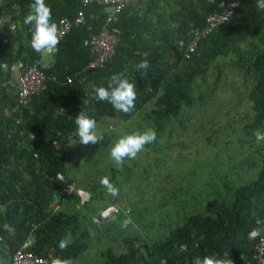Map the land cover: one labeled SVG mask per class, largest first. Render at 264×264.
I'll return each instance as SVG.
<instances>
[{
  "label": "trees",
  "instance_id": "1",
  "mask_svg": "<svg viewBox=\"0 0 264 264\" xmlns=\"http://www.w3.org/2000/svg\"><path fill=\"white\" fill-rule=\"evenodd\" d=\"M219 1L136 0L127 4L112 23L119 30L113 54L101 66L87 68L91 55L83 39L99 30L105 16L103 6L45 0L55 23L62 16L72 17L80 8L85 22L71 26L60 39L50 65L38 64L44 73L43 89L24 105L16 106L14 97L12 111L6 116L3 82L10 78L14 64L23 67L38 61L40 54L31 47L34 26L23 22L34 0H4L0 13H5L3 21L9 26H5L4 38L0 34V264H10L12 252L26 240L30 229L25 249L35 255L74 261L82 252L81 238L59 248L74 216L52 212L51 207L53 190L57 191L56 201L67 196L58 193L70 182L65 179L62 152L69 137L79 138L74 120L81 108L96 122L105 118L125 121L155 99L159 106L148 116L158 128V120L175 117L181 104L191 106L190 85L216 56L236 53L240 42L253 37L260 46L248 60L257 74L248 98L255 112L252 124L264 121V12L257 9L256 0H240L228 20L200 38L188 58L183 57L188 30L201 26ZM143 59L150 64L146 74L136 69ZM119 72L136 88L135 107L128 114L94 98L93 88L107 86L111 75ZM67 76L71 78L68 83L64 82ZM28 132L32 133L29 137ZM205 209L206 215H187L166 236L150 244L139 246L135 238H124L125 250L115 255L106 249L103 264H148L146 257L152 258L151 264H192L197 256L225 258V253L234 264H242L243 256L250 258L258 237L250 236L251 231L264 229V153L254 179L233 188L228 200L214 197L207 201ZM250 261L259 264V260Z\"/></svg>",
  "mask_w": 264,
  "mask_h": 264
},
{
  "label": "rangeland",
  "instance_id": "2",
  "mask_svg": "<svg viewBox=\"0 0 264 264\" xmlns=\"http://www.w3.org/2000/svg\"><path fill=\"white\" fill-rule=\"evenodd\" d=\"M0 14L4 38L9 24L3 21L5 13ZM259 46L255 38L246 37L236 53L216 56L191 83V106L181 104L175 117L158 120V128L148 116L159 106L153 99L128 120L97 122V133L105 137L99 143L85 145L79 138L67 139L62 152L65 179L90 195L82 205L72 194L51 203L52 212L74 216L64 239L68 243L83 240V250L73 264H103L106 249L115 255L125 250L124 238H135L139 246L163 238L187 215H206L207 201L228 200L233 188L254 179L264 153V121L252 124L255 112L248 93L257 74L248 60ZM12 82H3L6 116L14 100ZM146 128L155 129V142L135 159H126L122 167L115 166L110 157L115 140ZM103 177L111 180L119 195L108 194L100 183ZM109 206L115 210L101 217ZM126 214L132 223L122 229ZM146 259L148 264L153 262Z\"/></svg>",
  "mask_w": 264,
  "mask_h": 264
},
{
  "label": "clouds",
  "instance_id": "3",
  "mask_svg": "<svg viewBox=\"0 0 264 264\" xmlns=\"http://www.w3.org/2000/svg\"><path fill=\"white\" fill-rule=\"evenodd\" d=\"M256 7L264 12V0H256ZM24 24L33 25L34 30L31 35V47L39 54L52 55L58 51L60 43V30L52 20V11L46 5L45 0H34L30 5V11L24 18ZM150 64L147 59L141 60L137 65V71L147 72ZM94 98L99 101H107L112 107L125 114L130 113L135 107L136 88L135 84L123 73H113L107 83V86H96L93 88ZM77 128L76 135L79 141L85 145L96 144L104 140L103 134L97 133V122L90 117L86 111L81 108L74 120ZM157 133L153 128L133 131L120 136L112 144L110 148V157L117 167H122L126 159H135L139 153L144 151L146 145L155 142ZM101 185L112 196L119 195V190L113 185L108 177H103L100 181ZM132 223L131 216L126 214V218L121 222V228L126 229ZM261 221L257 220L259 225ZM261 229L255 228L251 231L250 236L253 238L260 235ZM68 247V241L61 239L59 248ZM225 258H220L215 254L197 256L193 259L192 264H234L228 254H224ZM46 264H73V261L64 259L59 256L49 258ZM259 264H264V257L259 259Z\"/></svg>",
  "mask_w": 264,
  "mask_h": 264
},
{
  "label": "built area",
  "instance_id": "4",
  "mask_svg": "<svg viewBox=\"0 0 264 264\" xmlns=\"http://www.w3.org/2000/svg\"><path fill=\"white\" fill-rule=\"evenodd\" d=\"M81 6L95 3L103 6L104 20L99 30L84 38L83 44L88 46L91 59L86 64L87 68L101 66L113 54L117 42L119 30L112 23L116 20L117 14L129 3L136 0H78ZM240 0H221L216 4L213 12L209 13L201 26H193L188 30V39L184 46L183 57L188 58L197 46L198 40L206 36L215 27L219 26L232 15ZM85 22L82 8L78 9L72 17L62 16L58 19L57 25L60 30V39L69 31L73 25H82ZM67 76L64 82H70ZM44 73L40 69L38 62H31L22 67L16 78L15 84V103L16 106L24 105L31 95L38 94L43 89ZM58 193L66 195L73 194L79 205L84 204L89 199V193L77 187L74 182H66ZM53 201L58 198L57 191H52ZM113 206H109L101 212V217L106 216ZM115 210V209H114ZM34 228V224L31 225ZM26 240L17 247L11 254L10 264H44L48 261L46 257L38 256L25 249L31 238V229L27 234ZM264 257V229L258 235L253 244L251 259L259 260ZM250 258L243 256L242 264H251Z\"/></svg>",
  "mask_w": 264,
  "mask_h": 264
},
{
  "label": "crops",
  "instance_id": "5",
  "mask_svg": "<svg viewBox=\"0 0 264 264\" xmlns=\"http://www.w3.org/2000/svg\"><path fill=\"white\" fill-rule=\"evenodd\" d=\"M39 60L37 61L38 64H40V66H43V67H47L48 65L51 64L52 62V55H48V54H40L39 55ZM21 65L20 64H14V66H12V69H11V74H10V78H8L9 80H12V88L14 90V95H15V82H16V78L18 76V74L20 73L22 67H20ZM21 68V69H20ZM13 90H12V94H13Z\"/></svg>",
  "mask_w": 264,
  "mask_h": 264
}]
</instances>
